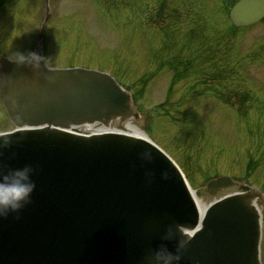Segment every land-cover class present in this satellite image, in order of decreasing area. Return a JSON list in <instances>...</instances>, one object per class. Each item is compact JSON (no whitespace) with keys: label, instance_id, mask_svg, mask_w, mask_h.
<instances>
[{"label":"water","instance_id":"water-1","mask_svg":"<svg viewBox=\"0 0 264 264\" xmlns=\"http://www.w3.org/2000/svg\"><path fill=\"white\" fill-rule=\"evenodd\" d=\"M235 24L264 15V0H242L231 10ZM38 55L39 52H37ZM0 98L22 120L42 128L10 134L0 149V174L30 164L36 188L31 203L0 218V264H147L146 255L166 243L175 251L198 212L177 168L139 138L103 134L77 136L61 128L139 121L129 94L101 72L51 70L18 64L0 55ZM236 185L213 203L179 264H260L255 190L221 176L209 194ZM175 238L163 241L167 228Z\"/></svg>","mask_w":264,"mask_h":264},{"label":"rangeland","instance_id":"rangeland-1","mask_svg":"<svg viewBox=\"0 0 264 264\" xmlns=\"http://www.w3.org/2000/svg\"><path fill=\"white\" fill-rule=\"evenodd\" d=\"M159 2L107 7L109 0H48V6L0 0V49L11 56L30 49L48 7V61L115 75L145 112L143 129L175 158L194 189L208 174L229 173L264 192V23L231 32L220 0H166L164 24L160 15L151 22ZM178 61L187 72L169 70ZM7 129L0 122V131ZM198 198L210 200L202 193ZM260 256L264 264V220Z\"/></svg>","mask_w":264,"mask_h":264},{"label":"clouds","instance_id":"clouds-1","mask_svg":"<svg viewBox=\"0 0 264 264\" xmlns=\"http://www.w3.org/2000/svg\"><path fill=\"white\" fill-rule=\"evenodd\" d=\"M9 59L18 64L27 62L33 68H39L40 61L44 59L47 66L51 68L45 58L34 52H16ZM10 143V134H0V149L8 147ZM34 171L32 165L25 164L22 167L10 168L0 174V218H6L11 213H19L21 209L31 203L32 194L36 188L33 179ZM176 230L183 238L177 241L175 251L169 250L166 243H161L158 248L149 250L146 255L147 264H179L192 235L180 229L179 226ZM174 238L175 233L171 226L166 229L161 237L163 241H171Z\"/></svg>","mask_w":264,"mask_h":264},{"label":"bare ground","instance_id":"bare-ground-1","mask_svg":"<svg viewBox=\"0 0 264 264\" xmlns=\"http://www.w3.org/2000/svg\"><path fill=\"white\" fill-rule=\"evenodd\" d=\"M86 128L90 132L100 130V128H98V127H86ZM121 131L130 133L133 135L143 136V137L148 138V136H146L145 132H143L142 129H140L138 126L132 125L128 122L124 124L123 129ZM196 203H197V207L199 208V211L202 213L206 207V204H204L203 202H201L198 199H196Z\"/></svg>","mask_w":264,"mask_h":264}]
</instances>
